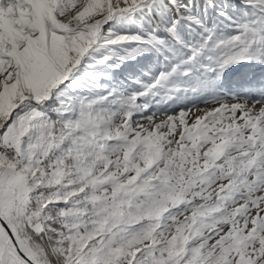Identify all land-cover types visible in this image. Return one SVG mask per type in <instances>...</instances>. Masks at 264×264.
I'll return each mask as SVG.
<instances>
[{"label": "snow or ice", "instance_id": "snow-or-ice-1", "mask_svg": "<svg viewBox=\"0 0 264 264\" xmlns=\"http://www.w3.org/2000/svg\"><path fill=\"white\" fill-rule=\"evenodd\" d=\"M0 264H264V0H0Z\"/></svg>", "mask_w": 264, "mask_h": 264}]
</instances>
